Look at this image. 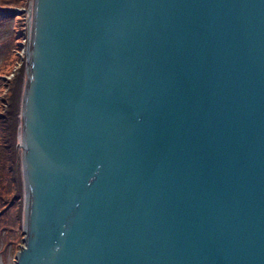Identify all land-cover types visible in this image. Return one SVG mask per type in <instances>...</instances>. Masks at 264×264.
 Wrapping results in <instances>:
<instances>
[{"label": "water", "instance_id": "95a60500", "mask_svg": "<svg viewBox=\"0 0 264 264\" xmlns=\"http://www.w3.org/2000/svg\"><path fill=\"white\" fill-rule=\"evenodd\" d=\"M15 264H264V0H32Z\"/></svg>", "mask_w": 264, "mask_h": 264}, {"label": "trees", "instance_id": "16d2710c", "mask_svg": "<svg viewBox=\"0 0 264 264\" xmlns=\"http://www.w3.org/2000/svg\"><path fill=\"white\" fill-rule=\"evenodd\" d=\"M24 2L23 0H0L2 5L10 6L8 9L1 6L0 23L6 21L10 24L15 21L17 27H21L22 20L15 15L13 9H24ZM21 36L22 32L13 28L10 38H7L2 45L5 47L6 55L1 61L3 65L0 66V230H7L8 234L12 231L10 235L14 238L13 242L6 240V247L9 243L10 245L18 244L16 241L22 236L20 235L22 183L13 136L19 123L17 120L18 102L23 72V61L18 57L21 50ZM16 65L18 67L15 69ZM9 75L11 78L7 79Z\"/></svg>", "mask_w": 264, "mask_h": 264}, {"label": "rangeland", "instance_id": "374dc122", "mask_svg": "<svg viewBox=\"0 0 264 264\" xmlns=\"http://www.w3.org/2000/svg\"><path fill=\"white\" fill-rule=\"evenodd\" d=\"M25 1V2H24ZM24 2V9L21 10V8H14L13 12H15V15L18 16V18H20V20H22L20 22V25L22 23L21 27H17V25L13 22L7 23L6 21H4V23L1 21L0 23V66L3 65V63H1V61L3 60V58L6 55V50L5 47H3L2 45L5 43V41L7 40V38H10L11 33L13 28H17L18 31L22 32V36L20 37V43H21V50L18 53V57L20 58V60L23 61V72L21 75V94H20V98H19V102H18V107H19V113L17 115V120L19 121V115H20V105H21V98H22V90H23V84H24V77H25V70H26V62H27V55H26V51H27V41H28V31H29V27L27 24L28 21V9L30 7V3L32 2V0H23ZM1 6H3L2 8H9V5H2L0 3V8ZM12 29V30H11ZM18 67V65H16L14 68L16 69ZM12 75V74H11ZM11 75H9L7 77V79L11 78ZM19 123L17 125L16 130H14L13 132V136H14V147L17 151V158H18V162H17V166L19 169V173H20V177H21V183H22V174H21V159H20V150H19ZM24 199V194H23V184H22V210H23V200ZM8 225V224H7ZM13 230V229H12ZM7 230H0V264H15L16 262V258L17 255L19 253V250H21V248L24 246L23 244V219H22V211H21V219H20V235L21 238L18 239L16 242L18 244H11L9 243L8 247H6V240L8 242H13L14 238L12 235H10L12 233L9 232V234L7 233Z\"/></svg>", "mask_w": 264, "mask_h": 264}, {"label": "bare ground", "instance_id": "6f19581e", "mask_svg": "<svg viewBox=\"0 0 264 264\" xmlns=\"http://www.w3.org/2000/svg\"><path fill=\"white\" fill-rule=\"evenodd\" d=\"M31 8H32V2L30 3V7L28 9V21H27L28 27H30ZM28 35H29V31H28ZM28 50H29V36H28L27 51H26L27 58H28ZM19 149H20V133H19Z\"/></svg>", "mask_w": 264, "mask_h": 264}]
</instances>
